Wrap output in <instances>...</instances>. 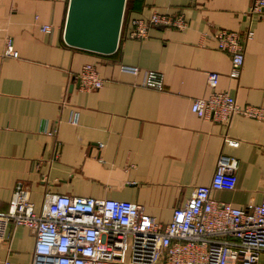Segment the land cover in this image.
<instances>
[{
    "label": "crops",
    "instance_id": "0c3cea01",
    "mask_svg": "<svg viewBox=\"0 0 264 264\" xmlns=\"http://www.w3.org/2000/svg\"><path fill=\"white\" fill-rule=\"evenodd\" d=\"M69 1L0 0V212L22 181L38 209L48 192L110 198L141 204L167 224L197 186L211 183L222 153L238 159V181L213 196L236 206L262 202L264 120L238 114L227 125L191 105L210 95L207 74L217 72L218 90L264 108V8L252 13L254 0H127L118 48L102 54L64 41ZM151 8L182 14L189 25L129 37L130 19ZM45 24L51 32L42 31ZM221 30L237 32L245 45L239 78L231 77L232 56L219 49ZM9 39L18 57L4 55ZM88 63L104 78L102 88L82 91L72 80ZM150 70L163 74L164 89L142 85ZM72 110L80 112L77 125L68 122ZM56 125L57 137L48 135ZM8 234L0 264H32L33 231L10 225Z\"/></svg>",
    "mask_w": 264,
    "mask_h": 264
},
{
    "label": "built area",
    "instance_id": "2783aa9c",
    "mask_svg": "<svg viewBox=\"0 0 264 264\" xmlns=\"http://www.w3.org/2000/svg\"><path fill=\"white\" fill-rule=\"evenodd\" d=\"M264 0H254L252 13H261ZM126 10V9H125ZM125 15V13H124ZM124 25V18L122 28ZM184 15L172 16L157 8L130 19L129 37L145 39L153 27L186 29ZM51 32V25H42ZM122 31V30H121ZM253 36L251 30L247 39ZM219 49L232 56L231 77L239 78L245 61V45L235 31L217 33ZM5 56L18 57L7 40ZM122 70L139 74L137 66L122 65ZM82 91L100 89L105 80L94 64H85L72 78ZM220 76L208 72V97L193 100L191 110L211 121L227 125L240 114L264 120V108L241 106L226 91L218 90ZM142 85L164 89L161 72L145 71ZM68 94V85L66 88ZM66 97L63 104H66ZM80 112L72 110L68 122L77 125ZM60 121H58V125ZM59 126L47 130L57 137ZM233 147L239 141L225 138ZM59 150V146L57 151ZM239 161L222 153L210 184L197 186L183 205L174 209L167 224L148 214L141 204L117 199L71 196L48 192L40 209L31 200L30 190L19 181L7 212H0V240L11 238L15 229L28 226L35 234L32 264H261L264 254V196L260 203L236 206L213 196L215 190H234ZM5 264H11L6 261Z\"/></svg>",
    "mask_w": 264,
    "mask_h": 264
},
{
    "label": "water",
    "instance_id": "95a60500",
    "mask_svg": "<svg viewBox=\"0 0 264 264\" xmlns=\"http://www.w3.org/2000/svg\"><path fill=\"white\" fill-rule=\"evenodd\" d=\"M127 0H70L64 41L102 54L119 45Z\"/></svg>",
    "mask_w": 264,
    "mask_h": 264
},
{
    "label": "trees",
    "instance_id": "16d2710c",
    "mask_svg": "<svg viewBox=\"0 0 264 264\" xmlns=\"http://www.w3.org/2000/svg\"><path fill=\"white\" fill-rule=\"evenodd\" d=\"M128 3H129V1H127V8H128Z\"/></svg>",
    "mask_w": 264,
    "mask_h": 264
}]
</instances>
